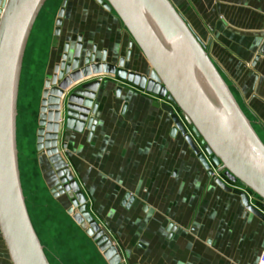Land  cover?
<instances>
[{"label":"crops","instance_id":"obj_1","mask_svg":"<svg viewBox=\"0 0 264 264\" xmlns=\"http://www.w3.org/2000/svg\"><path fill=\"white\" fill-rule=\"evenodd\" d=\"M170 1L217 68H231L232 80L221 75L264 134V0H182V9ZM67 12L60 36L76 31L82 56L93 51L109 64L122 60L123 69L149 77L147 62L113 12L79 0H71ZM97 79L94 130H67L61 118L57 149L123 264H257L264 221L207 175L179 119L184 132L156 94L116 76ZM19 140L17 127L18 147ZM38 157L40 166L52 169L45 155ZM248 196L264 215L258 199ZM95 248L98 253L71 247V263L107 264ZM0 264H11L1 235Z\"/></svg>","mask_w":264,"mask_h":264},{"label":"water","instance_id":"obj_2","mask_svg":"<svg viewBox=\"0 0 264 264\" xmlns=\"http://www.w3.org/2000/svg\"><path fill=\"white\" fill-rule=\"evenodd\" d=\"M47 0H0V235L11 264H50L29 218L20 182L16 143L17 101L22 62L33 25ZM113 12L148 64L145 77L105 62L86 51L81 37L45 80L38 115L37 150L52 166L71 207L67 214L89 237L107 264H123L116 247L88 211L86 199L57 149L58 131L94 130L95 94L100 76H116L175 106L201 150L186 139L196 158L225 192L262 221L250 204V193L264 210V143L236 100L230 86L170 0H94ZM66 1L58 12L54 36H60ZM71 58L69 60V55ZM171 114L176 128L183 131ZM175 130V129H174ZM220 175V176H219ZM226 181V182H225ZM230 183L238 187H230ZM57 196V195H55Z\"/></svg>","mask_w":264,"mask_h":264},{"label":"rangeland","instance_id":"obj_3","mask_svg":"<svg viewBox=\"0 0 264 264\" xmlns=\"http://www.w3.org/2000/svg\"><path fill=\"white\" fill-rule=\"evenodd\" d=\"M64 1L67 2L66 6L71 2V0H47L34 23L25 49L18 94L20 115H18L17 127H19L21 137L18 158L24 197L31 221L50 264H72L68 255L71 247L98 253L94 242L85 236L84 231L78 229V225V227L75 226L72 217L67 214L66 210L71 207V204L65 199L64 194L58 195L56 187L59 185V181L51 167L38 164L39 151L37 150L36 137L44 82L45 79L51 78L54 66L60 62L64 44H69L71 52L76 43V31L66 34V36H54L55 21ZM174 1L177 3L179 1V6L182 9L184 6L182 0ZM79 3L80 5H98L94 0H79ZM63 20L66 26L67 21L70 20V14H64ZM219 66L220 73L225 76L228 74L229 79L232 80L231 68L223 63L222 67ZM224 80L229 84L228 79L224 78ZM145 86L142 89L143 92L147 91ZM156 96L158 95L156 94ZM158 98L162 101V105L170 107L180 123L186 128V133L191 141L201 150L202 147L185 124L178 109L166 99L159 96ZM244 112L246 113V111ZM253 126L260 139L264 140L261 128ZM63 248L67 254H62L61 249Z\"/></svg>","mask_w":264,"mask_h":264},{"label":"bare ground","instance_id":"obj_4","mask_svg":"<svg viewBox=\"0 0 264 264\" xmlns=\"http://www.w3.org/2000/svg\"><path fill=\"white\" fill-rule=\"evenodd\" d=\"M46 3V2H45ZM38 16H39V14H38ZM38 18V17H37ZM33 27H34V25H33ZM32 30H33V28H32ZM32 30H31V32H32ZM28 43V42H27ZM26 47H27V45H26ZM25 54V53H24ZM24 59V58H23ZM22 64H23V62H22ZM21 71H22V69H21ZM20 78H21V74H20ZM19 84H20V80H19ZM18 94H19V92H18ZM17 116H18V101H17ZM16 134H17V121H16ZM16 143H17V137H16ZM17 152L19 153V151H18V143H17ZM18 167H19V175H20V182H21V187H22V191H23V183H22V178H21V172H20V163H19V158H18ZM23 196H24V193H23ZM25 198V197H24ZM25 205H26V208H27V212H28V215H29V210H28V207H27V204H26V201H25ZM29 218H30V215H29ZM30 220H31V218H30ZM31 223H32V221H31ZM32 226H33V223H32ZM33 228H34V226H33ZM34 230H35V228H34ZM35 233H36V235H37V237H38V239H39V241L41 242V240H40V238H39V236H38V233L36 232V230H35ZM46 255V254H45ZM47 257V256H46ZM48 259V258H47ZM48 261H49V259H48ZM50 263V262H49Z\"/></svg>","mask_w":264,"mask_h":264},{"label":"built area","instance_id":"obj_5","mask_svg":"<svg viewBox=\"0 0 264 264\" xmlns=\"http://www.w3.org/2000/svg\"><path fill=\"white\" fill-rule=\"evenodd\" d=\"M257 264H264V250L259 253Z\"/></svg>","mask_w":264,"mask_h":264},{"label":"trees","instance_id":"obj_6","mask_svg":"<svg viewBox=\"0 0 264 264\" xmlns=\"http://www.w3.org/2000/svg\"><path fill=\"white\" fill-rule=\"evenodd\" d=\"M18 118V117H17ZM254 127V126H253ZM255 129V128H254Z\"/></svg>","mask_w":264,"mask_h":264}]
</instances>
